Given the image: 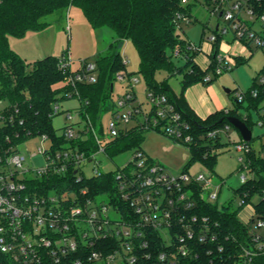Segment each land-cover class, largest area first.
<instances>
[{
	"label": "built area",
	"instance_id": "2783aa9c",
	"mask_svg": "<svg viewBox=\"0 0 264 264\" xmlns=\"http://www.w3.org/2000/svg\"><path fill=\"white\" fill-rule=\"evenodd\" d=\"M180 2L182 6L200 4L224 22L208 37L212 45L218 35L223 37L231 31L235 40L254 42L264 49V37L253 30L257 21L264 28L261 0ZM191 17L179 13L177 24H190ZM189 49L201 50L193 42ZM174 56L182 58L183 55L176 49ZM122 58L127 66L126 57ZM233 63L232 56L219 53L215 74L220 76L229 71ZM80 64L68 76L73 89L66 94L69 98L73 95L79 98L78 85L97 82L96 63L81 61ZM58 66L65 74L71 72L69 55L61 57ZM117 81L125 85V92L114 100L108 138L91 124L84 123L79 115L78 122L65 126L63 133L58 134L67 141H78L91 133L97 149L90 155L78 147L56 148L46 134L34 135L24 130L23 136L21 129L25 121L19 107L0 99V132L15 127L11 135H0V264H257L256 259L264 253L261 233L264 219L258 217L254 204H251L254 207L251 221L246 223L250 226L251 238L231 252L227 247L228 237L220 232L219 223L195 213V186H200L202 200L213 203L219 198L220 185L214 184L212 176L173 174L143 150H135L132 159L116 169V196L110 193L93 196L88 186L81 187L85 179L106 173L96 167V157L103 155L110 160L106 147L122 133L138 128L163 130L166 136L181 144L193 142L190 124L166 95L147 90L151 107L145 110L134 92L138 77L121 70ZM210 81V76L204 78V82ZM259 82L264 83V77ZM236 98L241 102L244 94L238 93ZM54 112H60L58 104L54 105ZM67 118L72 119V114L68 113ZM132 121L135 125L129 128ZM260 124L264 125V120ZM230 130V125H226L209 133V137L215 138ZM36 139L49 142L48 147L38 149L44 160L39 168L26 165L31 157L27 145ZM249 143L243 140L235 146L241 169L253 174L250 177L242 174V184L255 176L248 159L254 151ZM256 155L264 157V147ZM88 165L92 171L89 176ZM43 177L50 180L64 177L66 182L45 191L35 183ZM100 196H106L107 202H98ZM246 196L241 198L239 207L251 203L246 201Z\"/></svg>",
	"mask_w": 264,
	"mask_h": 264
},
{
	"label": "trees",
	"instance_id": "16d2710c",
	"mask_svg": "<svg viewBox=\"0 0 264 264\" xmlns=\"http://www.w3.org/2000/svg\"><path fill=\"white\" fill-rule=\"evenodd\" d=\"M261 1L264 3V0ZM72 5L82 10L93 29L108 27L115 33V39L109 44L106 53L98 55L96 59L97 82L77 86L80 101L78 114L84 123L91 124L99 134L104 133L102 116L114 109L112 94L116 76L121 70L129 72L120 52V47L125 41H131L137 49L140 58L139 75L145 81L147 90L166 95L191 126L193 142L186 145L191 151V156L182 172H188L194 162H201L214 172L217 164L216 151L222 149L225 144L222 143L221 134L210 138L209 133L226 125L231 127L228 117H238L252 129L253 121L239 114V107L247 104L248 109H255L259 118L264 120V83H260L259 78L254 79L252 87L243 93V101L239 102L235 98V106L228 112H217L206 120H201L188 107L184 98L186 89L199 82L210 84L218 77L215 69L222 39V36H217L212 45L209 67L203 71L195 63L200 51L190 50L191 41L177 33L183 28V24H177V15L182 13L192 16L191 5L182 6L180 0H0V99L19 107L21 117L25 121V126L21 129L23 136L24 130H29L34 135L46 134L54 141L56 148L78 147L87 155L97 149L91 133L85 140L67 141L59 137L52 125L54 117L60 113L54 112V105L59 101L58 95L68 94L73 90L68 83V76L72 72L65 74L58 66L61 57L69 55V50H65L61 57L47 56L27 63L10 46V38L23 39L29 32L45 30L49 26L45 21L48 16L64 11ZM214 32L217 30L214 29ZM242 43L251 48L252 42L242 40ZM176 49L183 55V66L176 65L173 60ZM236 64H243V61L237 59ZM129 74L133 75L130 72ZM162 74L167 77L159 80ZM209 75L211 81L204 82V78ZM178 76L181 77L179 93L170 84V79ZM14 129L15 127L1 131L0 135H11ZM147 132L141 128L133 129L110 141L106 147L109 159L114 160L124 153L142 150L141 144ZM248 159L255 177L242 184L235 193L240 198L247 194V202H251L256 196L260 197L254 207L258 217L264 219V157L257 156L253 151ZM116 171L85 179L81 187L88 186L93 196L105 193L116 196ZM64 182V177L52 180L43 177L35 183L48 191L64 185ZM200 193V186H195V213L208 216L219 223L220 232L224 237H228V251L246 244L251 235L250 226L239 219L238 213L242 208L232 210L229 203L221 209L215 203L202 200ZM256 263L264 264V253L258 256Z\"/></svg>",
	"mask_w": 264,
	"mask_h": 264
},
{
	"label": "rangeland",
	"instance_id": "374dc122",
	"mask_svg": "<svg viewBox=\"0 0 264 264\" xmlns=\"http://www.w3.org/2000/svg\"><path fill=\"white\" fill-rule=\"evenodd\" d=\"M191 12L192 23L188 25L183 24L182 30H178L177 33L182 38L188 37L194 44L201 46V52L195 58L196 60L198 58L208 60L207 55L210 53V50L207 49V45H210L212 48L208 37L214 34V29L218 24L223 26L224 22L218 18V15H211L200 4L192 6ZM45 21L49 23V26L45 30L41 32H29L27 38L23 41H19V39L13 37L10 38L12 50L25 59L27 63H33L47 56L61 57L64 51L68 49L70 70L71 72H75L79 69L81 61L95 63L98 55L105 54L108 45L115 38L114 31L108 27L93 29L82 10L74 5L64 11L48 16ZM253 26L264 37V28L261 23L257 21ZM204 31V36H202ZM233 37L231 31L224 35V38L228 40L233 39ZM234 43L242 45L240 41L235 39ZM251 50H247L245 56L249 58L251 55L248 63L233 64L229 71L224 72L216 79L218 82H221V80L227 82L224 88L234 91L232 94H227L231 101V109L235 106L233 101L237 94L248 91L252 87L254 79H261L262 77L264 49L257 47L253 42L251 43ZM120 52L123 57H126L127 70L139 79V82L134 87L138 102L141 103L143 109L149 110L151 105L147 98V86L143 78L139 75L140 58L137 49L131 41H125L120 47ZM173 60L176 65L183 66L185 63L181 58L174 57ZM166 77L165 74H162L159 76V80H163ZM180 80V76L170 79V84L177 92L180 91ZM114 84V92L112 95L113 99L117 100L119 95L125 92V85L118 81ZM58 99L57 104L60 106V113L54 117L52 125L57 131V134H62L65 126L80 120L78 116L80 101L77 97L69 98L65 93L59 94ZM5 104L3 102V105ZM68 113L72 114V119L67 118ZM238 113L243 117L251 118L253 121L254 125L251 129L253 140L249 144L256 153H261L264 147V125L260 124L262 119L259 118L255 109H248L247 104L239 107ZM110 120L111 113H106L102 116V124L106 138H108ZM134 125L135 121H132L128 127L132 128ZM221 140L225 146L219 151H216L217 164L214 172L207 169L201 162H194L188 169V172L191 175L203 173L206 176H212L214 178V184L221 185L219 198L213 203L217 204L221 209L231 203V209L236 210L242 202V199L235 193L242 185L240 176L245 174L250 177L253 174L241 169L238 160L240 154L236 151L235 146L243 142L239 131L231 126V130L228 133L221 134ZM27 146L29 156L31 157L30 159L28 158L26 165L35 168L43 166L44 160L38 154V149L48 147L49 142L36 139L29 142ZM141 148L146 154L157 160L167 171L173 174L181 173L191 156L189 147L166 136L163 130L148 131L145 134ZM132 157V151L124 153L114 160H108L105 156L98 155L96 157L98 165H95L101 172L108 173L128 163ZM91 173V167L88 165L87 175L89 176ZM97 200L98 202H107V197L100 196ZM259 200L260 197L258 196L252 198L251 203L245 205L238 213L239 219L243 223L246 224L251 221V215L254 213V207L251 204H256ZM261 233L264 235V229Z\"/></svg>",
	"mask_w": 264,
	"mask_h": 264
},
{
	"label": "crops",
	"instance_id": "0c3cea01",
	"mask_svg": "<svg viewBox=\"0 0 264 264\" xmlns=\"http://www.w3.org/2000/svg\"><path fill=\"white\" fill-rule=\"evenodd\" d=\"M204 32H203V34H204ZM27 36H28V33H27L25 38L19 39V41L25 40L27 38ZM186 39L193 42L188 37H186ZM200 48H201V46H200ZM207 49L210 50V53L207 55L208 60L207 59H200V58H198L197 60L195 59V63L203 71L207 70L209 67V64H210V55L212 52V48L210 45H207ZM247 50L252 51L251 48H249L244 43H242V45L234 43V37H233V39L228 40V39H225L223 36L222 39L220 40V43H219V53L223 54V55L232 56L233 61H234L233 64H236L237 59H241V61H243V63H248L251 55L249 56V58L245 57L247 54ZM200 52H201V50H200ZM197 56H196V58H197ZM216 79L213 82H211L210 84H204L201 82L196 83V84L190 86L189 88H187L185 93H184V98L186 100L188 107L201 120H206L208 117L216 114L217 112H221V111L226 112L227 110L231 109L230 107H232L231 101H230L229 96H228L230 93H226L224 90V89H226V88H224V86L227 82H224L222 80H221V82H218V81H216ZM179 92H177V93H179ZM150 158L155 160L152 157H150ZM155 161H157V160H155ZM220 188H221V185H220Z\"/></svg>",
	"mask_w": 264,
	"mask_h": 264
},
{
	"label": "water",
	"instance_id": "95a60500",
	"mask_svg": "<svg viewBox=\"0 0 264 264\" xmlns=\"http://www.w3.org/2000/svg\"><path fill=\"white\" fill-rule=\"evenodd\" d=\"M224 90L226 93L231 92V90H229V89H224ZM227 120L234 128H236L239 131V133H240V135L244 141L251 142L252 131L243 120H241L238 117H228Z\"/></svg>",
	"mask_w": 264,
	"mask_h": 264
}]
</instances>
